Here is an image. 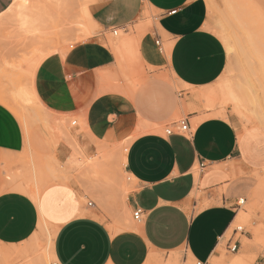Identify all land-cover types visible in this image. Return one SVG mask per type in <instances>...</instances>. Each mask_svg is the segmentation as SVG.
<instances>
[{
    "label": "crops",
    "instance_id": "0c3cea01",
    "mask_svg": "<svg viewBox=\"0 0 264 264\" xmlns=\"http://www.w3.org/2000/svg\"><path fill=\"white\" fill-rule=\"evenodd\" d=\"M13 1L0 0V15ZM143 6L156 13L157 26L120 48L138 43L136 57L157 68L132 91L103 92L105 74L123 63L106 35L114 28L125 31ZM87 13L91 34L64 53L41 58L30 85L52 115L83 120L89 139L112 146L132 136L119 144L127 145L122 164L134 179L124 202L131 210L140 208L142 218L132 219L129 227L110 228L108 219L96 216L94 200L81 203L83 194L73 184L48 183L37 202L9 188L12 182L24 183L19 178L28 176L29 167H8V160L20 158L26 140L16 115L0 102V259L28 249L42 218L53 233L56 264H155L150 256L160 264L171 259L215 264L216 247L238 215L244 175L264 170V124L243 127L227 114L218 116L221 108L204 96L226 65L222 41L206 27V1L94 0ZM158 36L167 47L165 59L154 43ZM163 59L171 83L161 78ZM179 116L188 133L179 130ZM167 125L173 131L161 133ZM76 138L88 140L82 134ZM36 146L40 149L37 141ZM68 152L59 143L57 158ZM255 188L245 190V197L251 198Z\"/></svg>",
    "mask_w": 264,
    "mask_h": 264
},
{
    "label": "rangeland",
    "instance_id": "374dc122",
    "mask_svg": "<svg viewBox=\"0 0 264 264\" xmlns=\"http://www.w3.org/2000/svg\"><path fill=\"white\" fill-rule=\"evenodd\" d=\"M92 1L35 0L27 12L29 21L26 24L21 23L17 11L10 9L0 15V102L16 115L26 140L24 152L19 159L8 160V167L17 163L29 167L28 176L19 178L24 183L12 182L9 188H20L31 193L36 189L35 181L40 190L48 183H52L49 186L73 184L83 194L80 197L83 205L88 200H94L98 206L96 216L108 219L110 228L119 229L131 225L132 210L124 199L131 190L133 178L124 172L122 161L113 154L119 144L129 142L132 136L112 146L103 145L94 138L89 139L83 120L75 115H52L38 102L30 85L32 61L52 51L64 53L71 45L83 41L91 34L89 20H81V6ZM205 1L206 27L219 37L226 51L225 68L206 93L207 98L213 97L215 107L221 108L216 113L218 116L227 114L243 127L264 124V0ZM144 8L142 16L139 15L124 27L126 32L119 30L117 35L107 33V44L114 54L113 42L120 44L135 37L139 42L142 36L157 26L156 13L149 10L148 6ZM162 40L166 43L165 36ZM166 50L164 45L161 55L164 59ZM135 52L138 54V43L136 47L128 43L125 48H120L118 54L123 63L105 74V83L101 87L103 92L127 93L146 83L150 77L148 70L157 67L146 65L136 57ZM163 62L161 78L171 83L165 60ZM227 86L231 87L234 99L224 100L221 96L222 89ZM174 88L179 91V87L174 85ZM22 94L26 99H20L23 98ZM208 101L210 103V98ZM164 127L161 133H164ZM79 134L88 139L86 143L78 141L76 135ZM59 143H65L69 149L63 160H59L56 154ZM244 176L245 181L240 184L241 193L237 196V200L245 199L237 210L244 217L240 218L239 213V218H236L225 234L215 264H228L235 259L241 261L239 264H264V170L252 171ZM254 187L257 194L253 191L251 198L245 197V190ZM35 234L28 249L9 254L11 257L5 256L0 259V264H41L46 235L43 230H37ZM233 243H236V248L232 251L230 246ZM152 258L149 257V262H152ZM48 264H56V260H50ZM188 264H193V261Z\"/></svg>",
    "mask_w": 264,
    "mask_h": 264
},
{
    "label": "bare ground",
    "instance_id": "6f19581e",
    "mask_svg": "<svg viewBox=\"0 0 264 264\" xmlns=\"http://www.w3.org/2000/svg\"><path fill=\"white\" fill-rule=\"evenodd\" d=\"M35 0H14L13 1V3L11 4V6L9 7V9L8 10H13V11H17V13H18V17H19V20L21 21V23L22 24H26V22H28L29 21V18H28V14H27V12H28V10L30 9V6H31V4L34 2ZM90 2V1H89ZM144 12H145V8L144 9H142V11H141V13H140V15L142 16L143 14H144ZM81 13H82V15H81V20H84V22H86V21H88V19H89V15H88V13H87V4H86V2L84 3V4H82V6H81ZM78 22V21H77ZM84 22H81L82 24H84ZM80 24V23H79ZM91 24V23H90ZM90 24H88L89 26H90ZM83 26H85V25H83ZM88 26V27H89ZM88 27H86V28H88ZM119 30H122V29H118L117 30V33H116V35L118 34V31ZM85 31H87V30H85ZM90 34V33H89ZM85 35V34H84ZM86 36V35H85ZM133 44H135V39L133 40ZM113 46V48H114V51L116 52V54H118V52L120 51V46H121V43L120 44H117L116 42L115 43H113L112 44ZM135 46V45H134ZM119 55V54H118ZM40 60V56H38L34 61H32L31 63H30V61H29V63H30V65H31V68H33L37 63H38V61ZM29 65V64H28ZM30 68V67H29ZM231 87L230 86H227V88H224V89H222V91H221V96L223 97V99L224 100H227V99H234V94L232 93V90L230 89ZM19 93V92H18ZM17 93V94H18ZM23 95V98H20V99H26V97L24 96V94H22ZM203 95V94H202ZM206 98H207V94H205L204 95ZM18 97V96H17ZM17 97H16V99H17ZM20 97V96H19ZM208 98H210V104L212 105V104H214V99H212L213 97H208ZM13 101V100H12ZM175 112V111H174ZM23 118V117H22ZM125 145V146H124ZM126 149H127V145L126 144H122V145H119V146H117V148L115 149V152H114V154L113 155H115L114 157L116 158V159H118L119 161H123V159H124V156H125V153H126ZM94 151H96V150H94ZM110 155V154H109ZM111 155H112V153H111ZM33 164V166H34V168H35V164H34V162L32 163ZM125 172V171H124ZM53 176H55L56 178H58V176H56L55 174H53ZM130 176V175H129ZM132 177V176H131ZM133 178V177H132ZM132 180H134V179H132ZM36 182V189H35V191H33V192H31V193H29V191H27L28 193H26V194H28L31 198H32V200H34V202H37V199H38V197H39V195H40V192H41V190H40V188L37 186V181H35ZM33 190V189H32ZM257 190H259V189H257ZM15 191V190H14ZM17 191H23V189H20V188H18L17 189ZM253 191H255L254 192V194H257L256 192V188H255V190H253ZM127 192H128V190H127ZM262 192H264V191H262ZM23 193H24V191H23ZM22 193V194H23ZM24 195V194H23ZM27 195V198H29V196ZM253 196H255V195H252V197ZM243 201V200H242ZM257 202V201H256ZM37 204V203H36ZM250 204V203H249ZM253 204V203H252ZM251 204V206H253ZM259 205V204H258ZM248 208V207H247ZM250 208V207H249ZM246 209V208H245ZM248 211V210H247ZM240 213V212H239ZM239 213H238V215H237V217L239 216ZM262 213V212H261ZM247 214V213H246ZM40 217V216H39ZM236 217V218H237ZM240 218H243L244 217V215L242 214V213H240V216H239ZM238 217V218H239ZM245 219V218H244ZM246 224V223H245ZM37 229L38 230H43L44 231V233H45V235H46V245H45V251H44V255H43V257H42V259H41V262L43 263V264H48V262L50 261V260H53L54 259V254H53V250H52V247H53V233L49 230V227H48V223L44 220V219H42V218H38V224H37ZM228 232H229V230H228ZM247 243V242H246ZM221 246H222V243L221 244H219L217 247H216V252H218V254L220 253V251H221ZM3 247V246H2ZM15 253V252H14ZM6 255H7V253H6ZM16 255V254H15ZM10 256V255H9ZM8 257V256H7ZM11 257V256H10ZM217 258V257H216ZM216 258L215 257H213L212 258V260H216ZM151 260V259H150ZM152 261H154V263H159V261L157 260V258H152ZM226 261V260H225ZM224 261V262H225ZM230 261V260H229ZM213 262V261H212ZM227 262V261H226ZM241 261L239 260V259H235V260H233V261H231V262H227L228 264H239ZM41 263V264H42ZM244 263V262H243ZM167 264H188V263H178L175 259L174 260H170V261H167Z\"/></svg>",
    "mask_w": 264,
    "mask_h": 264
},
{
    "label": "built area",
    "instance_id": "2783aa9c",
    "mask_svg": "<svg viewBox=\"0 0 264 264\" xmlns=\"http://www.w3.org/2000/svg\"><path fill=\"white\" fill-rule=\"evenodd\" d=\"M170 12L172 13V12H174V10H171ZM117 30H118V28L112 29L111 30L112 34L116 35ZM154 43L158 47V50L160 52H163V47H162V44H161V41H160L159 36L154 39ZM177 125L179 126V130H181L182 132H185V133H188L189 132L188 127H187V123L184 122V119H179L178 122H177ZM172 131H173V127L171 125L164 128V132L166 134H170ZM241 203H243L242 198H239L236 201V204H237V206H239V204H241ZM88 204H91V202H88ZM142 215H143L142 214V210L140 208H135L131 212V217L135 221L140 220L142 218ZM237 229H240V227H238ZM235 248H236V243H233V245L230 246V250L233 251V250H235ZM193 264H203V263L201 261H199V260H195L193 262Z\"/></svg>",
    "mask_w": 264,
    "mask_h": 264
}]
</instances>
